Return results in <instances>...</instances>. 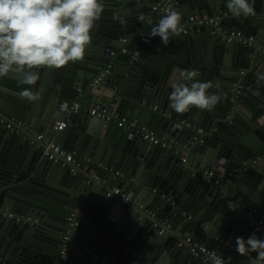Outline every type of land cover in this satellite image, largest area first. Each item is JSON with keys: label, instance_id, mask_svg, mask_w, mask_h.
Wrapping results in <instances>:
<instances>
[{"label": "water", "instance_id": "1", "mask_svg": "<svg viewBox=\"0 0 264 264\" xmlns=\"http://www.w3.org/2000/svg\"><path fill=\"white\" fill-rule=\"evenodd\" d=\"M156 2L104 0L85 58L52 68L38 105L21 97L35 85L24 84L20 74L0 78V118L14 124L24 118L45 133L38 138L22 129L24 136L11 139L0 129V256L5 264H211L210 258L179 248L188 236L232 256L233 264H250L235 251V243L253 233L264 238L241 216L246 209L264 216V0H254L255 15L248 17H233L228 0H181L184 17L219 16L227 30L254 35L252 46L222 40L213 25H194L188 33L170 36L167 45L159 37L149 40L151 27L164 16L153 10ZM110 64L111 72L105 73ZM186 69L198 70V80L212 83L209 92L220 100L211 110L171 109L170 82L187 83L180 79ZM32 71L39 83L42 70ZM101 74L102 81L91 86ZM72 100L82 108L63 110V102ZM92 104L114 109L160 136L172 135L187 149L154 145L134 129L91 116ZM62 116L68 136L53 131ZM54 136L55 144L73 152L74 162L48 158L47 141ZM11 149L12 161L7 158ZM210 169L220 184L207 181L204 172ZM115 187L131 200L108 197ZM144 187L150 189L148 204L138 199ZM80 203L84 213L71 221ZM5 211L32 215L35 222L18 223ZM68 230H73L74 247L62 256ZM94 251L100 253L98 261Z\"/></svg>", "mask_w": 264, "mask_h": 264}, {"label": "clouds", "instance_id": "2", "mask_svg": "<svg viewBox=\"0 0 264 264\" xmlns=\"http://www.w3.org/2000/svg\"><path fill=\"white\" fill-rule=\"evenodd\" d=\"M227 8L233 17H248L256 11L254 0H228ZM104 10V0H0V78L20 74L24 84L35 85L39 76L32 69L82 61ZM148 23L152 25L151 20ZM182 28L181 14L170 11L151 27L148 37H159L167 45L170 36L178 35ZM199 75L198 70L186 69L180 79L187 83L170 82L169 101L174 112L185 113L192 107L211 110L217 105L219 95L209 92L212 83L198 80ZM20 95L31 101L40 98L39 92L31 89ZM235 251L248 257L250 264H264V238L255 233L247 239L237 237ZM210 261L233 264V257L214 252Z\"/></svg>", "mask_w": 264, "mask_h": 264}, {"label": "built area", "instance_id": "3", "mask_svg": "<svg viewBox=\"0 0 264 264\" xmlns=\"http://www.w3.org/2000/svg\"><path fill=\"white\" fill-rule=\"evenodd\" d=\"M181 0H157L156 4L153 7V10L162 15H166L170 11H176L179 12L182 16V31L184 33H188L194 25L203 26V25H213L216 27V30L213 31V33H218L222 40L228 42V43H234V44H241L246 46H252L255 43V36L254 35H247L242 30H227L224 26L220 25L221 17H213L208 15H195L191 14L187 17H184V14L181 9ZM124 42H127V39L124 40ZM127 51V48H123L121 50L122 53H125ZM117 52H112V55H116ZM112 68V64L109 65V68L105 70V73H110ZM103 75L97 76L92 82L91 86H96L102 81ZM241 88V86H240ZM234 91V90H233ZM236 93H240V90L237 89ZM82 108V105L78 102H63L62 109L67 111H79ZM152 109L154 111L158 110L157 105H153ZM90 115L97 117L99 119H102L103 121L110 123L114 122L118 127L120 128H129L134 129L137 131L138 134H140L143 139L149 143H152L154 145L161 146L163 148L168 149H175L177 151H183L185 152L187 149V146L183 143L177 142L174 139L167 138L166 136H160L157 132H155L150 127L140 124L138 121L131 120L127 116H119L117 114H114L111 112L110 109L102 107V105H93L89 109ZM170 115V114H168ZM183 122V121H182ZM4 123L5 126L8 129L14 130L16 127H24L34 134L38 136L39 138H44L45 134L40 133L39 130L31 128L28 124H26L24 121H19L16 124L10 123L5 121L4 119L0 118V124ZM184 123L188 127H192L190 123H187L184 121ZM67 127V121H61L58 122L55 126V129L57 131L63 130ZM46 154L48 158L54 162H58L61 159H65L67 162H74V155L73 153H69L66 150H64L59 144H55L53 141H49L47 143V149ZM187 157H184L183 161L186 162ZM116 174L118 176H122L123 174L120 171H117ZM204 176L207 179L209 183L212 184H220L221 179L220 176L217 174V172L214 169L206 170L204 172ZM108 197H114L119 196L127 201H130L131 198L129 194L124 191V189L120 187L113 188L110 192L107 193ZM165 196V195H164ZM169 200L171 198L169 197ZM172 204L175 205V201H172ZM231 204H235L233 201H231ZM144 205H141L140 208H143ZM83 205L80 203L76 209H74L69 219L71 221H74L78 216L83 215ZM10 217H14L20 222H32L33 216L31 215H14L13 213L8 214ZM154 216V215H153ZM241 216L243 218H246L250 220L251 226L255 229V231L258 232H264V218L257 216V212L254 209H246L241 212ZM164 225L167 228H171V225L168 223H164ZM161 233H164V230H161ZM73 235V230H68L67 235L64 239L63 248L61 250V255L65 256L68 251L74 247V244L71 241V236ZM218 240V239H217ZM179 248L184 249L185 251L191 253L192 255L199 256V257H207L210 258L211 255L216 252L212 249H209L206 245L201 244L194 240L192 236L185 237L184 241L178 243ZM0 263L5 264L6 261L0 256ZM47 264V263H45Z\"/></svg>", "mask_w": 264, "mask_h": 264}, {"label": "crops", "instance_id": "4", "mask_svg": "<svg viewBox=\"0 0 264 264\" xmlns=\"http://www.w3.org/2000/svg\"><path fill=\"white\" fill-rule=\"evenodd\" d=\"M204 15H206V14H204ZM214 17V16H213ZM215 17H218V16H215ZM40 68V70H42V75H41V80L39 81V83H37V84H35V86H33L32 87V91L33 92H39V94H40V98L38 99V100H36V101H31V100H28V99H26V102H31V103H34V104H39L40 103V101H41V97H42V94H43V91H44V87L45 86H47L48 85V82L46 81V79L48 78V75H50V74H53L52 73V68H50V67H39ZM6 79H8V78H6ZM39 84V85H38ZM70 102H76V101H74V100H72V101H70ZM94 104H92L91 105V107L93 106ZM111 112H113L114 114H117V115H119V116H126V115H120V114H118L117 113V111L116 110H114V109H112L111 110ZM168 114H170V115H168ZM165 115L167 116V117H171V116H173V114L172 113H170V112H166L165 113ZM128 117V116H127ZM129 118V117H128ZM129 119H131V118H129ZM5 120V119H4ZM14 120V119H13ZM66 119L62 116V117H60L59 119H58V121L56 122V124L54 125V128H53V131H54V133L55 134H57L58 132H61V133H63V135H66V136H68L69 134H70V127L69 126H67L66 128H64L63 130H60V131H57L56 129H55V126L57 125V123L58 122H61V121H65ZM5 121H7V120H5ZM15 121V120H14ZM19 121H24L26 124H28L29 126H31V128H34V129H37L36 127H34V126H32V125H30V122L28 121V120H26V119H24V118H22V119H20ZM18 120L16 121V122H19ZM135 121H137V120H135ZM7 122H10V123H13L12 121H7ZM14 124V123H13ZM193 127V126H192ZM191 127V128H192ZM0 129L3 131V133L5 134V135H10L11 136V139H12V137L13 136H17V138L19 137V135L20 136H24V134H23V130H25V131H28V133H30L31 135H33V136H36V134H34L33 132H31L30 130H28V129H26V128H24L23 126L20 128V127H16L14 130H11V129H8L6 126H5V124L4 123H2V124H0ZM7 129V130H6ZM23 129V130H22ZM122 129H129V128H122ZM38 130V129H37ZM200 131V130H199ZM40 133H42V132H40ZM43 134H45V133H43ZM140 135V134H139ZM164 136H166L167 138H170V139H174L175 141H177V142H180V143H182L181 141H179V140H177V139H175L172 135H164ZM39 138V137H38ZM71 138V137H70ZM10 139V140H11ZM49 141H56V138H55V136L54 137H52V138H50L48 141H47V143L49 142ZM5 142V140H3L2 142H1V144H3ZM57 144H59L62 148H64L63 147V144L62 143H57ZM0 147H1V145H0ZM66 150V149H65ZM67 151V150H66ZM68 152V151H67ZM70 153H73V152H70ZM13 157H14V152H12V149L10 150V153H9V156L7 157L8 159H11V161L13 160ZM61 161V160H60ZM59 161V162H60ZM215 170V169H214ZM148 190H150V189H148V188H141L140 189V192H139V195H138V199H140V200H143V202L144 203H147L148 201H149V199H150V196L148 197L147 195H148ZM155 202H156V200L154 199L153 200V204H155ZM148 204V203H147ZM153 204L152 205H148L150 208H153ZM9 213H13V212H7V211H5V212H3V215L5 216V217H8V218H12V219H15L14 217H10L8 214ZM14 215H22V214H24V213H22V214H16V213H13ZM25 215H29V214H25ZM32 216V215H31ZM259 217H263L264 218V216H262V215H259ZM15 221L16 222H18V223H28V221H26V222H20V221H18L17 219H15ZM37 221V220H36ZM33 222H35V221H30V223H33ZM136 234V233H135ZM179 234V233H178ZM99 256H100V253L98 252V251H94L93 252V259L95 260V261H98V258H99ZM103 264V263H102Z\"/></svg>", "mask_w": 264, "mask_h": 264}]
</instances>
